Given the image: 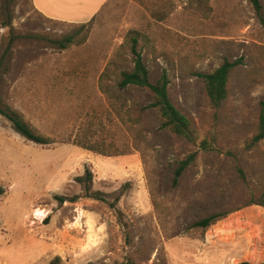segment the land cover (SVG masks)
Segmentation results:
<instances>
[{"label":"rangeland","instance_id":"1","mask_svg":"<svg viewBox=\"0 0 264 264\" xmlns=\"http://www.w3.org/2000/svg\"><path fill=\"white\" fill-rule=\"evenodd\" d=\"M261 4L263 22L251 0H110L91 22L68 24L32 0H0V107L57 142H28L0 114V261L264 264V141L249 147L264 99ZM130 31L150 82L168 76L193 142L145 109L150 90L117 86L134 68ZM225 61L239 65L216 108L201 75ZM89 173L99 200L86 197ZM213 215L225 217L193 228Z\"/></svg>","mask_w":264,"mask_h":264},{"label":"trees","instance_id":"2","mask_svg":"<svg viewBox=\"0 0 264 264\" xmlns=\"http://www.w3.org/2000/svg\"><path fill=\"white\" fill-rule=\"evenodd\" d=\"M251 2L262 21L261 0H251ZM139 36L140 34L136 31H130L127 35V38H129L130 40L128 42L131 44V51L135 56L134 68L130 72L124 71L120 74V81L118 82L117 86L119 87V89L122 90H126L130 87H137L141 89L150 90L153 93L154 101L145 109H154L159 113L162 121V129L168 130L169 132L184 141L193 142L194 135L190 120L176 108V106L170 99L168 91L169 80L166 73H164L155 84L150 82L149 69L144 63L141 52L138 50L140 42ZM69 43H72V41H69ZM238 65L239 61H225L219 68H217L213 72L201 75V78L204 80L205 83L209 102L214 107L219 108L226 101L228 97V84L230 82L234 70L237 68ZM106 76L107 75L104 72L100 77V88L103 93H108V90L104 85V79L106 78ZM0 114L7 118L13 124L16 132L23 136L28 142L40 146H50L57 143L55 140L39 134L33 127L26 123L21 117V115L17 112L7 111L0 107ZM262 141H264V99L260 102V114L257 134L252 138L249 147H254ZM76 144L85 150L97 153L99 155H104V153H101L97 149H94L93 146L91 147L89 145L83 144L80 141H77ZM208 145L209 144L206 141L202 143V147L205 149L208 147ZM196 156L197 155L195 153L190 154L183 161L180 162L179 166L175 170V177L173 180L174 187L179 185L180 179L182 178L183 174L189 169V167L195 162ZM91 180L92 176L89 173L85 182V184L88 186L86 197H93L99 200L96 195H91L88 192L89 183L91 182ZM79 181L83 182L81 179ZM262 206H264V204H262ZM224 217L225 215H213L207 217L203 220L194 223L193 228L207 229ZM59 263L60 259L56 258L50 264ZM240 264L251 263L244 262Z\"/></svg>","mask_w":264,"mask_h":264},{"label":"crops","instance_id":"3","mask_svg":"<svg viewBox=\"0 0 264 264\" xmlns=\"http://www.w3.org/2000/svg\"><path fill=\"white\" fill-rule=\"evenodd\" d=\"M110 0H32L35 9L44 17L68 24L91 22ZM2 260V259H0ZM0 264H7L1 262Z\"/></svg>","mask_w":264,"mask_h":264},{"label":"bare ground","instance_id":"4","mask_svg":"<svg viewBox=\"0 0 264 264\" xmlns=\"http://www.w3.org/2000/svg\"><path fill=\"white\" fill-rule=\"evenodd\" d=\"M37 215L41 216V214H40V213H39V214H37Z\"/></svg>","mask_w":264,"mask_h":264}]
</instances>
